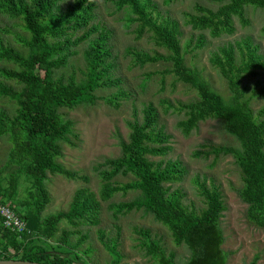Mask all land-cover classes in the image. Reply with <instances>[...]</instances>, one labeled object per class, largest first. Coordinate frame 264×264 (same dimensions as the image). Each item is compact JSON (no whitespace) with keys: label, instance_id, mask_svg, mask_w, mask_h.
<instances>
[{"label":"trees","instance_id":"trees-1","mask_svg":"<svg viewBox=\"0 0 264 264\" xmlns=\"http://www.w3.org/2000/svg\"><path fill=\"white\" fill-rule=\"evenodd\" d=\"M61 1L0 0V13L20 20L23 29L29 34V40H22L26 54L0 45V61L14 66L0 68V77L13 83L4 85L0 82V97H8L16 104L12 115L0 111V137L7 136L12 145L6 168L18 167L9 177L4 175V169H0V202L19 214L26 228L23 233L12 232L3 227L0 216L2 260L73 264V260L64 254L44 261L46 256L43 250H26L27 240L33 241L40 236L46 239L52 237L54 226L61 220L72 226L96 225L99 222L101 201L110 200L117 192L136 191L137 196L131 201L109 204L108 209L114 216L140 210L150 214L169 231L175 244L187 247L190 254L184 264H227L220 227L226 209L221 191L214 185L198 184L199 195L204 203V208L198 213L184 206L183 195L179 190L170 192V184L180 181L185 169L179 161L168 160L164 163L149 159L165 156L170 150L171 138L158 122L157 111L150 104L141 110L140 121L136 119L129 123L127 141L120 142V156L107 159L101 165L106 169L100 171V200L88 189H79L66 212L41 217L49 203L45 187L47 174L87 181L86 177H78L56 163L60 155L59 141L65 140L71 133V122L62 120L58 110L93 104L97 89L118 84L109 61L112 58L109 45L111 33L93 23L94 1L74 0L67 12L58 16ZM208 1L216 3V9L197 6L198 14H187L185 23L193 30L207 31L214 38L232 35L235 32V19L241 25H247L246 7L264 9V0ZM111 2L117 10L126 7L135 16L140 25L138 36L147 28L153 33L155 44L170 52L168 57H163L128 50L127 53L134 57L137 65L171 61L173 71L180 79L194 83V74L187 72L182 65L181 31L176 21L155 20L151 16V9L154 8L151 0ZM77 31H82V34L76 36ZM92 35L95 36L91 38ZM87 40L90 43L83 53L86 78L76 82L72 77L64 79L55 76V71L64 67L74 54L71 48ZM201 44L200 41L198 46ZM210 63L226 79L229 89L236 96L241 93L238 86L243 77L264 70V59L248 38L219 47L212 54ZM194 86L198 100L180 107L185 110V119L179 120L176 127L181 134L188 136L206 119L213 118L224 123L226 131L238 141L239 147H221L217 152L234 158L243 182L239 197L247 205L246 220L264 230V120L255 119L241 103L225 104L203 83H194ZM260 114L264 115V108ZM118 175H131L133 180L117 186L113 179ZM21 176L28 184V192L22 201L16 199ZM137 233L141 236L140 244L146 257L152 258L156 264H176L172 256L165 254L160 243L151 238L149 231L139 230ZM98 237L103 247L117 257L115 243L106 242L102 232ZM58 242L67 255H73L81 243H69L66 233L61 235ZM10 249H13V254ZM22 249L23 255L16 258ZM257 261L258 256H255L249 264H256ZM118 262L119 259H114L113 264Z\"/></svg>","mask_w":264,"mask_h":264},{"label":"rangeland","instance_id":"rangeland-1","mask_svg":"<svg viewBox=\"0 0 264 264\" xmlns=\"http://www.w3.org/2000/svg\"><path fill=\"white\" fill-rule=\"evenodd\" d=\"M95 8L94 24L110 31L112 75L118 84L112 87L99 88L95 91L96 101L93 104H80L72 109L60 108L62 120L71 122V133L65 140L59 141L60 155L56 158L64 170L86 177L67 179L61 175L47 174L45 187L49 197L41 217L66 212L77 190L86 188L93 192L98 200L102 185L100 171L107 159L120 156V142L127 141L129 123L141 120V110L152 105L158 115V122L171 135L169 152L163 157H149L155 162L179 161L185 169V174L178 182L170 184V192L179 190L182 203L189 211L199 212L204 208L203 199L199 195V185H214L221 191L225 211L220 220L224 237L222 249L227 255V264H249L253 257L258 256L256 264H264V230L255 227L246 220V208L239 191L243 182L241 173L231 155L218 153L221 147L237 149L238 141L230 135L221 120L209 118L198 124V127L184 136L177 129L176 123L185 119V110L180 107L198 100L194 83H203L217 94L222 101L231 105L236 102L246 106L255 119L264 120L260 112L264 108V70L256 75H247L239 82L241 93L236 96L229 89L226 79L211 65L210 58L214 52L227 44L248 38L258 48V53L264 59V9L246 7L247 25H241L234 20L235 32L232 35L211 37L207 31L193 30L186 25L187 14H198L196 7L216 9L217 4L208 0H151L154 8L151 16L158 22L163 19L176 21L181 31L180 47L183 68L194 74V83L180 79L173 71L171 61L147 63L143 66L135 63L128 50L168 57L170 52L155 44L153 33L147 28L138 36L139 22L128 8L117 10L111 0H93ZM74 0H62L58 16L67 12L68 6ZM82 34L77 31L76 36ZM95 35H92L93 38ZM22 40H29V34L23 29V23L0 13V45L10 47L26 54ZM200 41L201 46H198ZM90 40L71 48L74 54L68 58L67 64L55 71V76L64 79L74 78L81 82L86 78V61L84 50ZM0 46V47H1ZM12 68V63L0 61V68ZM42 73V71H39ZM4 85L12 82L0 77ZM112 102V103H111ZM16 104L8 97H0V111L9 115L14 113ZM12 145L7 136L0 137V169L9 177L18 167L6 168L8 154ZM131 175H118L113 179L117 186L131 182ZM169 186V185H166ZM28 192V184L21 178L18 181L16 199L22 201ZM136 191L117 192L106 202L101 201L99 222L96 225L72 226L65 220L59 221L53 229L52 237H39L27 240L26 250H43L46 259L64 254L73 260V264H156L146 257L141 248L139 230L150 232L151 238L157 240L167 256H172L176 264H184L189 257L186 246L175 244L169 231L154 218L143 211L114 216L108 209L110 203H121L133 200ZM21 206V205H20ZM102 232L104 240L114 242L117 257L103 247L99 241ZM63 233L68 236L71 244L81 241L75 255H67L59 246L58 239ZM84 237V238H83ZM25 250V251H26ZM11 254L13 249L9 250ZM19 251L16 258L22 256ZM2 254L0 260H2ZM17 260V259H13Z\"/></svg>","mask_w":264,"mask_h":264},{"label":"built area","instance_id":"built-area-1","mask_svg":"<svg viewBox=\"0 0 264 264\" xmlns=\"http://www.w3.org/2000/svg\"><path fill=\"white\" fill-rule=\"evenodd\" d=\"M0 216L3 219V227L16 233L26 231L24 220L15 211L0 202Z\"/></svg>","mask_w":264,"mask_h":264},{"label":"water","instance_id":"water-1","mask_svg":"<svg viewBox=\"0 0 264 264\" xmlns=\"http://www.w3.org/2000/svg\"><path fill=\"white\" fill-rule=\"evenodd\" d=\"M0 264H42V263L19 261V260H10V261H1L0 260Z\"/></svg>","mask_w":264,"mask_h":264}]
</instances>
